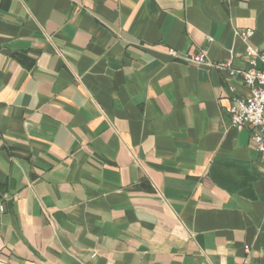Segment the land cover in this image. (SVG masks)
<instances>
[{
  "label": "crops",
  "instance_id": "0c3cea01",
  "mask_svg": "<svg viewBox=\"0 0 264 264\" xmlns=\"http://www.w3.org/2000/svg\"><path fill=\"white\" fill-rule=\"evenodd\" d=\"M247 44L264 0H0V264H264L249 89L170 54Z\"/></svg>",
  "mask_w": 264,
  "mask_h": 264
},
{
  "label": "built area",
  "instance_id": "2783aa9c",
  "mask_svg": "<svg viewBox=\"0 0 264 264\" xmlns=\"http://www.w3.org/2000/svg\"><path fill=\"white\" fill-rule=\"evenodd\" d=\"M241 37L247 41L254 35L253 30H245ZM170 54L177 59L187 61L196 65H209L217 70L225 71L229 78L240 77L244 85L249 89L246 95L235 94L232 97V104L229 109L230 124L233 128L243 129L249 127L252 129L251 140L255 148L261 153L264 159V53L258 48L247 44L246 55L249 59L247 69H236L228 62H210L206 52H200L191 55H182L176 50H171ZM262 67H258V62ZM231 90H234L231 87ZM5 211L4 204L0 203V213ZM248 249V246H246ZM250 264V263H245Z\"/></svg>",
  "mask_w": 264,
  "mask_h": 264
}]
</instances>
